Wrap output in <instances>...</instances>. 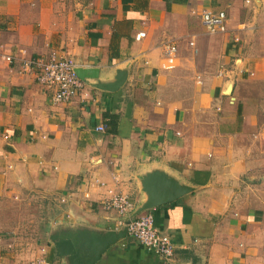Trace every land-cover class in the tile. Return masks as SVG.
Instances as JSON below:
<instances>
[{
    "label": "crops",
    "instance_id": "obj_1",
    "mask_svg": "<svg viewBox=\"0 0 264 264\" xmlns=\"http://www.w3.org/2000/svg\"><path fill=\"white\" fill-rule=\"evenodd\" d=\"M206 10L225 11V33L201 26ZM52 53L81 76L68 103L22 67ZM263 88L264 0H0V196L58 208L46 244L0 240V264H264ZM161 182L185 193L148 209ZM108 189L133 210H103ZM146 213L169 259L127 235Z\"/></svg>",
    "mask_w": 264,
    "mask_h": 264
},
{
    "label": "built area",
    "instance_id": "obj_2",
    "mask_svg": "<svg viewBox=\"0 0 264 264\" xmlns=\"http://www.w3.org/2000/svg\"><path fill=\"white\" fill-rule=\"evenodd\" d=\"M201 26L210 34L225 33L227 31V14L223 10H206L200 15ZM146 33L140 31L135 34L134 40L140 41ZM237 41V39H235ZM192 45V44H190ZM177 46L175 43H167L165 54L170 57L166 62L165 68L174 66L175 61L172 57L177 56ZM7 62H11L10 56H5ZM22 67L36 72L37 82L52 92V102L54 104L68 103L72 101L82 91V80L76 74L75 62L64 56L52 53L48 58L29 59L22 62ZM97 132H105L104 126L96 127ZM96 183L105 186L104 183ZM100 207L105 211H115L119 215H127L133 210V202L124 194L107 190V196L99 201ZM127 235L134 239L139 245L148 252L163 259H169L174 252L171 239L159 233L154 227L153 216L150 213L135 217L128 221L126 225ZM44 249H41L43 252ZM28 264H51L43 257H37Z\"/></svg>",
    "mask_w": 264,
    "mask_h": 264
},
{
    "label": "rangeland",
    "instance_id": "obj_3",
    "mask_svg": "<svg viewBox=\"0 0 264 264\" xmlns=\"http://www.w3.org/2000/svg\"><path fill=\"white\" fill-rule=\"evenodd\" d=\"M189 42L186 41L187 44ZM188 46L189 54L199 53L197 44ZM261 95L264 97V92ZM261 121L264 123V111ZM55 205L52 199H41L37 195L20 198L0 196V240H6L8 247L46 244L53 233V219L58 211ZM0 245L5 244L0 242Z\"/></svg>",
    "mask_w": 264,
    "mask_h": 264
},
{
    "label": "water",
    "instance_id": "obj_4",
    "mask_svg": "<svg viewBox=\"0 0 264 264\" xmlns=\"http://www.w3.org/2000/svg\"><path fill=\"white\" fill-rule=\"evenodd\" d=\"M76 74L79 77V79H81V76L79 75L77 68H76ZM158 185H160L158 188L153 189L154 193H155L154 201L147 206L148 209L154 208L157 205L162 204V203L173 201L185 193L184 190L182 191L177 186L174 187L172 185H169L166 183L164 184L162 182L159 183ZM127 223L128 222H126L125 225H127ZM125 231H126V226H125ZM126 233H127V231H126ZM107 245H108V240L101 241L99 243V247L97 249H94L95 251H94L93 256L95 258L92 257L91 260L98 258L100 253L103 251L104 247H106ZM56 246L58 247V251L62 255H64V254L65 255H68V254L72 255V254L76 253V250H77V246L71 240H68V239L56 242ZM68 247H70L69 250L63 251V248L67 249Z\"/></svg>",
    "mask_w": 264,
    "mask_h": 264
},
{
    "label": "trees",
    "instance_id": "obj_5",
    "mask_svg": "<svg viewBox=\"0 0 264 264\" xmlns=\"http://www.w3.org/2000/svg\"><path fill=\"white\" fill-rule=\"evenodd\" d=\"M110 118L112 119V121H111L110 125H111V126H114V124H113V123H114V121H115V118H113V117H110Z\"/></svg>",
    "mask_w": 264,
    "mask_h": 264
}]
</instances>
